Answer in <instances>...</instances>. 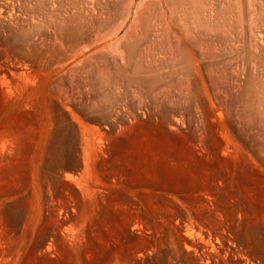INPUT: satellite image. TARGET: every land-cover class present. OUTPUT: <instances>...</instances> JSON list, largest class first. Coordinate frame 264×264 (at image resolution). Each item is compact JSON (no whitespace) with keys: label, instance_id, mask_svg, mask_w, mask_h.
<instances>
[{"label":"rangeland","instance_id":"374dc122","mask_svg":"<svg viewBox=\"0 0 264 264\" xmlns=\"http://www.w3.org/2000/svg\"><path fill=\"white\" fill-rule=\"evenodd\" d=\"M0 40L32 59L61 54L63 103L78 108L84 129L108 135L110 149L140 136L171 157L191 156L154 179V188L185 197L172 199L184 220L164 234L205 212L264 264V219L251 216L261 200L255 188L246 192L250 158L264 166V0H0ZM70 129L57 124L48 167L65 158ZM7 207L15 228L21 213ZM139 260L192 264L163 237Z\"/></svg>","mask_w":264,"mask_h":264},{"label":"bare ground","instance_id":"6f19581e","mask_svg":"<svg viewBox=\"0 0 264 264\" xmlns=\"http://www.w3.org/2000/svg\"><path fill=\"white\" fill-rule=\"evenodd\" d=\"M64 59L15 54L0 40V264H140L162 237L192 264H263L205 212L191 211L194 225L164 234L168 222L184 220L172 199L185 197L154 188V179L173 175L191 156L171 157L168 148L163 153L140 136L110 149L108 135L84 129L78 108L63 103ZM59 121L72 129L70 146L61 162L48 167ZM250 159L255 170L246 192L255 188L261 200L251 216L264 219V166L258 157ZM7 206L21 213L15 228L4 218ZM230 254L236 258L228 260Z\"/></svg>","mask_w":264,"mask_h":264}]
</instances>
